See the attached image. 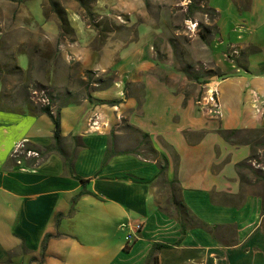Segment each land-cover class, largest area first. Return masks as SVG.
<instances>
[{"label": "crops", "instance_id": "crops-1", "mask_svg": "<svg viewBox=\"0 0 264 264\" xmlns=\"http://www.w3.org/2000/svg\"><path fill=\"white\" fill-rule=\"evenodd\" d=\"M206 3L215 48L237 62L200 86L159 60L147 25L100 37L70 15L75 36L58 39L47 24L61 139L45 113L0 99V264H264V0ZM22 140L39 156L18 164ZM173 194L201 222L183 236ZM122 222L141 225L129 243Z\"/></svg>", "mask_w": 264, "mask_h": 264}, {"label": "rangeland", "instance_id": "rangeland-1", "mask_svg": "<svg viewBox=\"0 0 264 264\" xmlns=\"http://www.w3.org/2000/svg\"><path fill=\"white\" fill-rule=\"evenodd\" d=\"M57 1L65 8L68 18L77 15L88 24V13L78 1ZM189 2L106 0L98 4L97 0H92L89 7L94 17L93 23L97 26L89 25L100 37L121 28H124V35L135 37L140 27L147 25V35L159 60L165 66L175 69L180 76H185L188 84L200 86L212 76L221 75L216 62L228 67L232 64L231 60L237 62V59L229 56L230 50L224 45L215 48L218 38L215 10L207 5L206 0H192L196 9L190 14L187 9ZM228 17H234L233 13ZM53 21L57 24L49 0H0V99L9 104L12 102L14 109H24L22 85L26 87V93L34 105L37 104L33 97L36 89L46 88L54 97L49 69L50 62L56 58L57 48L46 38L50 29L47 24ZM120 21H124V24ZM199 32L207 35L206 41L201 39ZM228 33L236 38L237 33L230 28ZM242 34L246 35L247 31ZM224 36L226 39L227 34ZM27 55L32 58L31 64ZM15 65L22 69L31 68L29 82L27 77L8 71ZM188 74L195 77L190 79ZM198 96H201L200 91Z\"/></svg>", "mask_w": 264, "mask_h": 264}, {"label": "trees", "instance_id": "trees-1", "mask_svg": "<svg viewBox=\"0 0 264 264\" xmlns=\"http://www.w3.org/2000/svg\"><path fill=\"white\" fill-rule=\"evenodd\" d=\"M51 3V7L52 10L55 12L56 14V19H57V25H58V29H59V33H58V38H62V37H67L69 39H73L75 36V29L72 26V23L70 21V19L67 16L66 10L65 8H63L60 3L57 0H49ZM79 2L80 5L85 7V11H87V19H88V24L93 25V26H97L93 23L94 21V17L93 14L91 12V9L89 7V4L92 0H76ZM89 1V2H88ZM88 2V3H87ZM187 9L189 10L190 14H193L196 7L192 4V0H190V2L187 5ZM215 13V12H213ZM45 16V15H44ZM84 17V16H83ZM86 19V18H84ZM199 35L201 37L202 40L206 41L207 39V35L203 32H199ZM28 60L31 64V57L28 56ZM9 72H15L16 74L20 75V76H25L27 77V82L30 81L31 79V68L29 67L28 69H22L20 66L15 65L13 68H11V70H8ZM195 77V76H194ZM192 77V75L188 74V78H194ZM208 80H206L207 82ZM35 85H38V83L34 82ZM23 89V105L22 107L24 108V110H31V111H38L41 113H45L46 115H48V117L52 120L53 122V138L55 140V144L57 145L59 140L61 139V135H60V119H59V114L57 113H53L52 112V108L49 105H42L40 103L37 102L36 105L33 104V102L30 100L28 93H26V87L24 85H22ZM51 96V95H50ZM52 100V97H51ZM220 133L222 134V136L228 140V141H232V135L235 134L238 130L234 129V130H226V129H219ZM142 137L144 139V143L148 142L147 139V134L144 133L142 134ZM149 144V143H148ZM148 151L150 153H152V157H157V152L149 145L148 146ZM20 157L22 158V156L20 155ZM15 161L16 158L14 157ZM24 159V158H22ZM160 172H163L166 168V158L164 155L160 156ZM241 165V164H240ZM175 182V181H174ZM172 182V183H174ZM171 183V184H172ZM175 194H173L172 199H171V205L173 207V211L175 212L176 218L180 223L181 226V236L184 235V233L186 232L187 228L192 227V226H197V225H201V222L199 220H196L191 214L189 209L184 205V203L182 202L181 199H176V196H174ZM263 211H264V202H263ZM50 234H47L44 237V240L42 242V251H44L45 247H46V242L47 239L49 238ZM181 238V237H180ZM181 241V239L177 240L175 243L173 244H178ZM173 244H167V243H155L153 246L152 250H158L161 249L163 247H168L170 245Z\"/></svg>", "mask_w": 264, "mask_h": 264}, {"label": "built area", "instance_id": "built-area-1", "mask_svg": "<svg viewBox=\"0 0 264 264\" xmlns=\"http://www.w3.org/2000/svg\"><path fill=\"white\" fill-rule=\"evenodd\" d=\"M212 94L210 96V100H214V92L211 91ZM253 94V102L255 103L258 99L259 96L256 95V93L252 92ZM35 98V101L42 104V105H49L52 108V100H51V96L48 92V89L46 88H40V89H36V93L35 96H33ZM255 110L257 112H260V109L257 106H254ZM90 127H93L94 129H98L97 128V124H96V120H91L89 123ZM26 140H22L19 141L15 144L13 150H12V156L16 158V162L18 164H20L22 162V158H26V157H38L39 153L26 146ZM20 155L22 156V158L20 157ZM141 225L138 224H132L130 222H122L120 224V228L122 229H126V234L124 236L125 242L129 243L131 242L133 239H135L137 237V233L140 230ZM184 264V263H181Z\"/></svg>", "mask_w": 264, "mask_h": 264}]
</instances>
